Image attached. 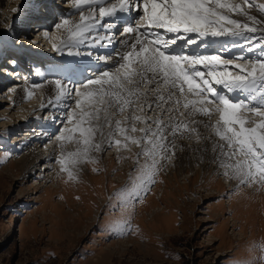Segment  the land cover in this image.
Instances as JSON below:
<instances>
[{
  "label": "snow or ice",
  "instance_id": "6c2138e0",
  "mask_svg": "<svg viewBox=\"0 0 264 264\" xmlns=\"http://www.w3.org/2000/svg\"><path fill=\"white\" fill-rule=\"evenodd\" d=\"M69 4L37 35L74 67L52 78L37 69L41 79L24 96L49 86L33 118L49 125L42 135L57 176L78 180L97 154L135 147L129 184L116 194L131 208L184 147L178 142L194 141L226 179L264 186V3L63 0ZM113 231L132 227L125 219Z\"/></svg>",
  "mask_w": 264,
  "mask_h": 264
},
{
  "label": "rangeland",
  "instance_id": "374dc122",
  "mask_svg": "<svg viewBox=\"0 0 264 264\" xmlns=\"http://www.w3.org/2000/svg\"><path fill=\"white\" fill-rule=\"evenodd\" d=\"M53 1L60 9L63 1ZM57 12L51 10V21L44 26L28 21L26 34L14 35L13 27L1 32L0 52L6 46L9 50L3 51L0 67L6 70L4 64L14 59L8 52L15 45L25 53L26 57L21 55L31 72L23 78L36 77L37 69L48 68L44 57L34 52L38 45L34 29H48L60 15ZM45 42L39 53L53 58L56 54ZM26 53L40 62H30ZM9 72L7 79L14 70ZM16 82L14 78L0 81L4 85L0 98ZM8 107L0 104V113ZM17 122L0 117V264H264V186L237 182L230 190L220 173L180 177L170 173L174 170L170 162L142 202L121 208L116 194L129 184L136 160L132 152L137 148L118 152L124 158L112 156L109 164L105 160L101 165H83L78 180L57 176L54 163L51 169L39 167L34 177L27 173V178L12 164L27 145L20 140L35 134L37 127L19 128ZM125 219L131 233L116 234L114 223Z\"/></svg>",
  "mask_w": 264,
  "mask_h": 264
},
{
  "label": "bare ground",
  "instance_id": "6f19581e",
  "mask_svg": "<svg viewBox=\"0 0 264 264\" xmlns=\"http://www.w3.org/2000/svg\"><path fill=\"white\" fill-rule=\"evenodd\" d=\"M256 2L264 3V0H256ZM43 4H44V7L42 6ZM57 4L58 3L54 2L53 0H0V33L13 27L12 31L14 35L16 32H19V33L22 32L23 34H26V32L28 31L27 25H29L28 21H35V22L39 21L40 25H43L44 23H46L44 25H47L49 24L48 21H51V18H52L51 10L58 11L57 13L61 15L62 10L68 11L71 8L70 4L65 7L62 2V4H60L61 8L57 9L56 8V6H58ZM13 9H17L18 11L14 12ZM39 10H43L42 15L38 14ZM251 11L253 14L259 15V13L256 11L255 8L252 9ZM44 14H47L46 18L44 17ZM52 25H53V22L51 23V26ZM37 26H39V24ZM43 26H42V29H38L37 27L35 28L36 30L34 29V31L37 32V30H43L45 28ZM51 26L48 29H50ZM41 34L40 35L35 34L36 36L35 38H37L35 41H36V44L38 45L35 47L34 52L37 53L38 56L42 58L44 57L42 61L46 62L45 64L47 65L48 68H46L47 70L39 69V71L45 77L52 78L56 75H60L66 67H74V65H70L67 59H64L62 62V58L58 56L56 53H55L56 55H54L53 58L45 54L44 56H42L43 54H41L42 52L39 53L40 51L39 49L43 48L44 41L47 42L45 43L48 44V46H51V40L46 38L45 36L43 37V40H41V36H42ZM50 35L56 36V35H59V33L51 32ZM14 47L10 48L13 51L8 52L10 57L13 56L14 59L13 58L8 59L7 63L4 64L5 65L4 67L6 68V65H7L9 68V66L13 65L11 61L15 60L16 64L19 65L21 69L18 71L17 69H15L14 72L11 73L10 77L7 79L6 76L10 72L9 73L6 72V74H4L3 71L5 69H2V67H0V77L3 78V79H0V81L4 80V82H7V80H10L12 78H14L17 81L16 83H14V85L7 88V89L15 88V92L9 91L8 93L6 91L7 89H4V91L7 93L4 94L5 96L2 95V97L0 98L2 100L0 104H7V105L9 104V107L7 108L6 111H3L0 113V117L3 119H7L9 122L18 121L14 125L19 128L22 125H29V124H34L33 126L37 127V131H35L36 132L35 134H29L28 136L23 137L22 140H20L21 142L20 144L22 145L27 144V145L24 147L22 146L23 148H21V151H20L21 153L20 159L18 158L19 160H16V163L12 164V165L17 164V167L25 173L23 174L26 175L27 178H29V174L27 173L33 174L32 177H34L37 174L36 170H38V168L41 166H46V168H50V169L52 168L51 164L53 163L52 162L53 145H48V147L45 148L46 137L42 135V130L49 129V125L47 122H44L42 119L33 118L34 111L38 110L41 104L46 102L48 95L50 93H49V86H46L45 88L38 89V91L40 92L39 94H37L35 91V95L31 100H28V101L24 100L25 89L28 88L31 85V83L39 82L41 77L40 75H37L36 77L32 76L31 78L29 77L27 79L23 78V77H28L29 75L31 76L30 68L26 67V65L28 64H25L26 63L25 53L23 54L22 51H21L22 53H19L17 51L19 48L16 49ZM4 48L0 52L1 53L0 60H1V56L3 55V51L9 50L7 46L5 49ZM21 54L25 56L24 60ZM246 55H251V54L249 53ZM28 57L29 58L27 60H30V62L32 63L33 61L37 63L40 62L39 59L30 58L29 55ZM12 74L14 75L12 76ZM3 87L4 85L0 84V89H2ZM37 115H42V113H37ZM12 124L13 123H11L10 127L13 126ZM5 125L6 123L2 124L3 127ZM178 143L184 145V147L182 149H178L176 156L173 157L171 163H172V167L174 170L173 171L171 170L170 173L174 172L173 175L177 174V176H180V177L189 176L190 174H194L195 176H202V178L209 176V175H215L216 173L218 174L220 173L217 169V165L213 163L214 154L210 150L209 151H198L197 150V149L204 148L203 143L199 145L196 144L194 141L192 142L179 141ZM134 149L135 147H133V150ZM136 152L133 151L132 153H134L135 155ZM110 153H112V155H109L106 159L105 158L103 159L104 153L97 154L99 162L105 163V160H107V163L109 164L111 160L112 161L114 160V157L112 158V156H116L118 160H121L124 158L123 156H120V154H118L117 151L115 152L113 150ZM134 158H136V156ZM133 161L134 160L130 162H133ZM98 164L101 165L100 163ZM9 168L11 169V165L8 167V169ZM54 171H56V169ZM223 179L228 184V187H230V190L235 186V184H237V181L229 180V179H226L225 177Z\"/></svg>",
  "mask_w": 264,
  "mask_h": 264
}]
</instances>
